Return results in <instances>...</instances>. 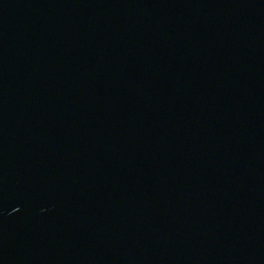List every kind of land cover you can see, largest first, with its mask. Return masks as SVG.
Segmentation results:
<instances>
[{
    "label": "water",
    "instance_id": "water-1",
    "mask_svg": "<svg viewBox=\"0 0 264 264\" xmlns=\"http://www.w3.org/2000/svg\"><path fill=\"white\" fill-rule=\"evenodd\" d=\"M0 264H264V0H0Z\"/></svg>",
    "mask_w": 264,
    "mask_h": 264
}]
</instances>
